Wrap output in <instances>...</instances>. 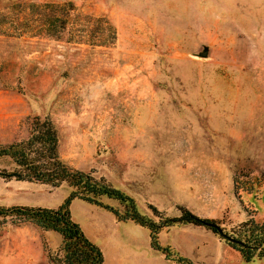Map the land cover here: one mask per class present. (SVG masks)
<instances>
[{"label": "rangeland", "instance_id": "1", "mask_svg": "<svg viewBox=\"0 0 264 264\" xmlns=\"http://www.w3.org/2000/svg\"><path fill=\"white\" fill-rule=\"evenodd\" d=\"M46 120L67 165L123 191L141 214L161 222L185 209L240 239L251 217L234 179L264 180V0H0V148ZM16 170L0 159V207L55 209L69 194L5 177ZM78 201L70 215L89 241L119 238L102 264H179L143 245L148 229L135 223L94 230ZM199 230L205 248L220 249L217 264H264L206 226L164 228L158 243L183 257L192 248L182 236ZM60 243L0 218V264H51Z\"/></svg>", "mask_w": 264, "mask_h": 264}, {"label": "trees", "instance_id": "2", "mask_svg": "<svg viewBox=\"0 0 264 264\" xmlns=\"http://www.w3.org/2000/svg\"><path fill=\"white\" fill-rule=\"evenodd\" d=\"M57 144L55 128L46 120L41 125L36 124L33 127L26 142L12 143L0 148V159L11 161L17 169L5 174L8 179L46 184L51 187L66 184L70 190L63 203L55 209L25 206L0 207L2 219L12 218L18 222H30L44 231L59 234L61 238L59 250L63 257L60 260L50 257L51 264H102L103 262L99 247L87 239L79 225L71 218L69 207L75 199L109 211L118 222H132L148 229L150 245L153 249L162 252L167 259H172L179 264H193L189 259L176 254L169 246H160L158 235L164 228L178 224L204 226L200 222L201 219L183 209L179 217L164 219L161 222L152 220L141 214L134 199L123 191L111 187L101 178L96 179L90 174L67 165L58 155ZM34 146L39 147L43 156L32 157L30 149ZM234 193L243 209L251 217L244 223L246 230L241 233V238L238 240L232 238L241 244L230 242L216 230L210 229L239 251L246 261H251L264 254V219L255 220L257 215L264 214V180L260 178L243 180L236 177ZM104 198L117 201L123 207V211L104 203ZM150 208L153 214H157L154 207ZM206 222L212 221L206 220Z\"/></svg>", "mask_w": 264, "mask_h": 264}, {"label": "crops", "instance_id": "3", "mask_svg": "<svg viewBox=\"0 0 264 264\" xmlns=\"http://www.w3.org/2000/svg\"><path fill=\"white\" fill-rule=\"evenodd\" d=\"M78 200V199H76ZM81 203L82 205V209L85 212L84 218L89 219L90 221H92L94 223V230L97 229V231H101V229L103 230L105 229H114V228H118L120 226H124V225H129V223L131 222H118L115 218V216L110 213L109 211L97 207L95 205H91L87 202L84 201H78ZM72 218V216H71ZM72 220L74 222H76L78 225H80L77 221H75L73 218ZM106 223V226L102 227V224ZM132 224V223H131ZM131 227H134V225L132 224ZM141 229V228H140ZM84 230V229H83ZM143 232H141V236L143 237V242L145 241L146 243H143V245H148L150 244L149 241V232L146 230H142ZM85 232V231H84ZM194 234H186L182 236V242L184 241L185 243H190L191 244V248L192 250H188L187 249H183L182 252H180V254L189 259L193 264H217V258L218 256L221 254L220 249L217 247H211L208 246V248H205L204 246L206 245L205 240L207 237V233L204 232L203 230H199L196 232H193ZM86 234V233H85ZM208 238L209 240L212 242L213 241V237L210 236V234H208ZM94 236V235H93ZM87 239H93L92 236H86ZM117 240H119L118 237ZM88 239V240H89ZM116 241L114 243H111L109 240L103 241V243H101V245L97 244V247H99V249L101 251H103L105 248H108L109 245H114L116 244ZM189 244V246H190ZM147 248V246H146ZM147 250H150V248H147ZM166 264H173V263H166Z\"/></svg>", "mask_w": 264, "mask_h": 264}, {"label": "water", "instance_id": "4", "mask_svg": "<svg viewBox=\"0 0 264 264\" xmlns=\"http://www.w3.org/2000/svg\"><path fill=\"white\" fill-rule=\"evenodd\" d=\"M207 49H204L203 51L199 52L198 53V56L201 57V58H206L207 57ZM201 224L208 227V228H212L214 230H216V232L221 235L222 237H224L225 239L229 240L230 242H234V243H237V244H241L239 241H236L232 238H229L227 235L224 234L223 230L215 223H212V222H206V221H203V220H200Z\"/></svg>", "mask_w": 264, "mask_h": 264}]
</instances>
